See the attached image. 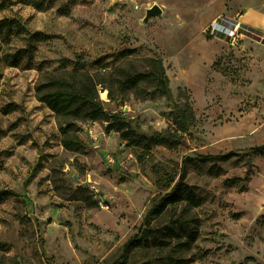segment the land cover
Returning a JSON list of instances; mask_svg holds the SVG:
<instances>
[{
    "label": "rangeland",
    "instance_id": "rangeland-1",
    "mask_svg": "<svg viewBox=\"0 0 264 264\" xmlns=\"http://www.w3.org/2000/svg\"><path fill=\"white\" fill-rule=\"evenodd\" d=\"M206 1L0 0V21H13L0 28V264L119 262L183 170L185 201L150 226L170 227L181 216L192 221L194 239L184 228L164 246L129 251L126 264L169 257L264 264V155L246 154L264 145V45L245 36L234 47L221 41L203 79L185 83L178 55L201 33L213 39L207 25L220 1L210 12ZM258 2L232 0L228 12ZM154 5L162 14L143 25ZM248 18L259 22L254 12ZM150 60L162 62L175 102L193 112L176 147L127 146L120 133L106 131L107 122L58 117L39 99L51 80L107 79L118 67L148 74ZM97 83L108 116L123 114L148 134L172 128L165 97ZM155 86L152 79L138 84L147 93ZM69 140L75 145L64 147ZM229 153L225 162H194Z\"/></svg>",
    "mask_w": 264,
    "mask_h": 264
},
{
    "label": "trees",
    "instance_id": "trees-1",
    "mask_svg": "<svg viewBox=\"0 0 264 264\" xmlns=\"http://www.w3.org/2000/svg\"><path fill=\"white\" fill-rule=\"evenodd\" d=\"M12 20L0 21V28H10ZM243 27V26H242ZM258 33V32H257ZM262 37L261 43L264 45V34L258 33ZM132 53L131 50H121L118 55L125 53ZM14 64H17V58H13ZM1 62V58H0ZM151 68L150 73L143 74L137 72H128L121 67L108 75L107 79L103 76L98 79L90 78L87 76H81V78L72 77L69 80L66 79H54L49 82V87L46 91L40 92L39 99L45 103V105L62 118H77L87 121H105L107 122L106 131H115L120 133L121 138L124 140L127 146L139 148L142 150H150L155 146H164L167 148H173L178 146L184 135L192 128L194 123V116L191 107L188 104L180 106L174 100L171 89L169 87V79L165 74L162 62L149 61ZM147 79H152L156 82L153 92H143L138 84ZM97 81L99 83H109L110 87L115 90H119L124 93L127 90L135 89L136 92L141 93L146 97H152L157 94L165 97L166 100L172 104V128L166 132H155L152 134L142 132L138 126H134L123 114H113L108 116L105 112L103 104L99 99L97 93ZM40 86L36 88L40 91ZM71 131V126L67 125L64 133ZM70 141V140H69ZM70 145H75L74 142H64V147L71 148ZM78 148V147H77ZM246 154L251 155H264V145L253 147L247 150ZM233 154L218 155V156H197L194 159L196 163H204L209 161L225 162L228 161ZM184 170L180 178V182L175 184L170 192L165 194L148 212L143 225L146 227L140 237L129 241L126 245L125 253L121 260L114 264H126L127 254L129 251L138 248H152L164 246L170 239L176 238L179 232L184 228L188 230L191 240L194 239L195 230L193 223L190 221L188 224L181 222L180 216L174 225L165 227L162 229H151V221L154 218L166 213L169 208L176 206L185 201L186 194L184 188H182V181L184 180ZM184 212L188 211V207L184 206ZM184 223V224H183ZM149 232L150 237L146 235ZM195 258L183 259V258H167L161 264H192L195 262Z\"/></svg>",
    "mask_w": 264,
    "mask_h": 264
},
{
    "label": "crops",
    "instance_id": "crops-1",
    "mask_svg": "<svg viewBox=\"0 0 264 264\" xmlns=\"http://www.w3.org/2000/svg\"><path fill=\"white\" fill-rule=\"evenodd\" d=\"M218 1H220L219 6H216L218 12L215 15H212L213 19L210 23L217 17L224 16L236 20L245 28L264 34V0H259L257 7L254 10L238 7L232 14L228 12L229 4L232 0H209L204 2L203 5L205 4V7L208 8V11L210 12L212 10L211 6L218 4ZM251 12H254L259 16L258 23L253 24L249 20L248 16ZM209 24L207 26H209ZM222 48L223 45L221 41L217 39L208 40L205 33L199 34L196 38H193L187 43L177 57V64L181 71L180 75L182 76L183 81L185 83H199L213 61H215L216 56ZM185 58L190 62L188 66L182 64V60H185Z\"/></svg>",
    "mask_w": 264,
    "mask_h": 264
},
{
    "label": "built area",
    "instance_id": "built-area-1",
    "mask_svg": "<svg viewBox=\"0 0 264 264\" xmlns=\"http://www.w3.org/2000/svg\"><path fill=\"white\" fill-rule=\"evenodd\" d=\"M242 28L236 20L220 16L209 24L207 27V35L208 37L224 42L228 46L234 47L243 37L240 33ZM102 89L98 87L100 93L103 92Z\"/></svg>",
    "mask_w": 264,
    "mask_h": 264
},
{
    "label": "water",
    "instance_id": "water-1",
    "mask_svg": "<svg viewBox=\"0 0 264 264\" xmlns=\"http://www.w3.org/2000/svg\"><path fill=\"white\" fill-rule=\"evenodd\" d=\"M161 14H162V10H161L160 7H158L156 5L152 6L151 8H149V9L146 10V14H145L144 19L142 20V24L143 25H147L150 18L157 17V16H159ZM240 33L243 36H245L247 38H250L252 40H255L257 42H261L262 41V37L257 32H254L251 29H248V28L243 27L240 30Z\"/></svg>",
    "mask_w": 264,
    "mask_h": 264
}]
</instances>
